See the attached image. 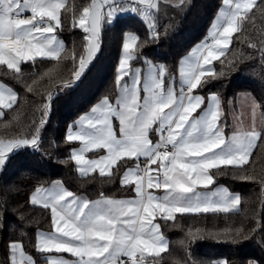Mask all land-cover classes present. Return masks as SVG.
Returning a JSON list of instances; mask_svg holds the SVG:
<instances>
[{
	"label": "snow or ice",
	"instance_id": "snow-or-ice-1",
	"mask_svg": "<svg viewBox=\"0 0 264 264\" xmlns=\"http://www.w3.org/2000/svg\"><path fill=\"white\" fill-rule=\"evenodd\" d=\"M166 2L90 0L76 11L75 6L67 5V0H0V66L20 78L24 63L35 64L37 58L60 61L65 44L58 33L63 31L62 10H67L71 12V27L84 33L82 52L77 55L74 46L72 55L65 56L73 66L74 80H79L100 47L104 24L116 23L121 14L136 13L147 21L150 38L156 40L159 33L155 17L161 3ZM182 3L179 0L173 6ZM257 14L264 22V0L261 3L222 0L209 39L192 48L179 62V84L165 64L141 57L147 41H141L136 34H126L115 78V100L102 98L90 113L69 126L65 139L81 145L69 157L81 176L98 172L101 177L111 179L119 175L121 187L131 188L135 195L116 198L101 192L98 198L89 199L69 190L60 181L48 187H35L29 197L30 204L48 210L51 216L52 230L38 231L33 245L36 252L46 254L45 264H156L169 249L161 224L156 222L158 219L175 221L177 214H228L238 210L241 204L238 193L230 192L227 187L207 190L215 183L211 170L230 168L239 173L240 180L256 179L250 174L249 159L258 142L264 143V103L246 97L250 126L238 124L226 135V124L221 123L220 95L211 94L205 106V97L193 93L207 84L209 78L219 79L224 75L207 66L225 55L234 34H244L250 26H256ZM249 47L256 49L257 45L250 42ZM260 50L264 52V41ZM137 60L147 67L134 66L132 62ZM51 72L49 69L44 75ZM71 83L68 81L63 86L70 87ZM27 91L32 92L33 88L28 86ZM52 99L48 94L46 100ZM17 103V93L0 83V118L4 117V110L14 109ZM49 109L50 103H45L43 114ZM198 110L200 114L194 115ZM44 124L42 118L31 135L8 131L0 134V169L15 151L28 147L39 149L40 129ZM88 153L95 155L89 158ZM260 183L264 192V178ZM161 190L162 194H157ZM3 210L6 206L0 202V211ZM256 228L253 225L248 232L254 233ZM221 234L234 243L250 238L242 227L226 228ZM189 236L195 239L191 229ZM63 253L75 259H66L60 255ZM3 264H37V261L26 252L22 241L14 240L7 245ZM187 264H196L190 254ZM209 264L230 262L225 259ZM247 264L259 262L249 260Z\"/></svg>",
	"mask_w": 264,
	"mask_h": 264
},
{
	"label": "trees",
	"instance_id": "trees-1",
	"mask_svg": "<svg viewBox=\"0 0 264 264\" xmlns=\"http://www.w3.org/2000/svg\"><path fill=\"white\" fill-rule=\"evenodd\" d=\"M89 2L67 0V5L75 6L74 10L79 11ZM178 3L179 0L161 3L155 17L159 33L156 40H151L149 25L138 14L126 13L120 15L116 23L104 24L100 48L78 81L74 80L73 66L65 56L72 55L74 46L77 55L82 52L84 33L71 27V12L67 10H62L63 31L58 33L65 44V53L60 61L37 58L35 64L24 63L20 78L5 66H0V80L13 88L18 96L14 109L4 110L5 115L0 118V134L8 131L31 135L39 121L45 120L40 129L39 149L28 147L15 151L5 167L0 169V202L6 206V210L0 211V264L6 259L8 243L14 240L22 241L26 252L38 264H44L42 254L36 252L33 245L40 229L51 228V216L48 210L30 204L29 197L35 187H47L52 182L61 181L69 190L90 199L98 197L101 192L114 197L134 194L131 188L121 187L119 175L111 179L101 177L98 172L81 176L75 163L69 160L77 142L69 143L65 137L69 126L96 102L105 96L111 100L116 98L115 78L126 32H135L141 41H147L141 57L155 64H165L169 72L177 76L181 57L207 36L222 0H183L180 6H173ZM255 25L244 34H234L229 50L220 60L214 61L215 72H223L224 75L219 79L209 78L207 84L196 89L203 94L215 92L220 95L222 118L227 123L230 107H237L240 94H252L258 102L264 103V52L260 50L264 41V22L259 14ZM250 42L257 48L249 47ZM132 63L145 66L142 60ZM49 69L52 72L44 75ZM68 81H72L71 86L64 87ZM28 86L33 88L32 92L27 91ZM48 94L53 97L50 102L46 100ZM45 103H50L47 114L42 112ZM65 160L69 162L63 163ZM249 165L250 174L256 177L253 181L238 179L239 173L230 168L211 170L215 180L213 185H225L241 196L238 210L228 214H177L175 221L159 220L169 240V249L162 253L157 264H187L189 254L196 264H209L219 259H226L230 264H247L249 260L264 264V227H261L264 225V192L260 183L264 178V143L258 142ZM253 225H257L255 232H248ZM241 227L249 239L234 243L221 234L223 229ZM189 229L195 239L189 236ZM196 229L200 232L196 233Z\"/></svg>",
	"mask_w": 264,
	"mask_h": 264
},
{
	"label": "crops",
	"instance_id": "crops-1",
	"mask_svg": "<svg viewBox=\"0 0 264 264\" xmlns=\"http://www.w3.org/2000/svg\"><path fill=\"white\" fill-rule=\"evenodd\" d=\"M257 1H258V0H257ZM221 6H222V4H221ZM221 6H220V7H221ZM217 15H218V11H217V14L215 15L213 21L211 22L209 28H208L207 36H206L203 40L198 41L197 43H195V44L191 47V49L194 48L195 46H197V45L203 43L205 40H208V39H209V33H210L211 25L214 23L215 18H216ZM58 38L64 42V40H63L62 38H60L59 36H58ZM191 49H190L185 55H183V56L181 57L180 61H181L185 56H187V55L190 53ZM180 61H179V62H180ZM140 67H144V68H146L147 66L145 65V66H140ZM207 67H211V68L214 69V61L212 62L211 65H209V66H207ZM175 77H176V80H177V84H179V75L177 74V76H175ZM125 79H128V77H125ZM0 83H2L3 85H5L6 87H10V86L7 85L6 83H4L2 80H0ZM12 89H13V88H12ZM213 93H215V92H210V93H208V94H203V93H201V92H198L197 90H194V93H193V94H197V95L204 96V97H205V106H206L207 103L209 102L208 98H209L210 95L213 94ZM248 96L253 97L252 94H249V93H242V94L239 95V98L245 100V101L247 102V105L249 106V101L246 99V97H248ZM239 98H238V99H239ZM100 100H101V99H100ZM100 100H99L98 102H96L92 107H94L97 103H99ZM110 100H111V99H110ZM114 100H115V99H114ZM114 100H112V101H114ZM92 107H91V108H92ZM91 108H90L89 110H87L86 112H84L83 114H81V115L77 118V120H78L81 116L90 113ZM234 111H235V112H234L233 114L230 113V117H229V122H228V123H227L226 120L223 119V118H222V120H221V123L226 124V128H225V134H226V135H230V134L232 133L233 129H234L235 127H237L238 124H242V126L245 127V128L249 127L250 124H251L250 106H249V109H243V108L241 109V108H238V107H237L236 109H234ZM199 114H200V110H198L197 113H194V115H199ZM77 120H76V121H77ZM259 120H260V114H259V110H258V112H257V118H256V124H257V127H258V128H259ZM114 124L118 127V122H117V121L114 120ZM153 139H155V136H153ZM80 146H81V145L77 142L76 146H75L73 149H78ZM99 154H104V153L101 152V153H99ZM87 155H88L89 158H91V157H92L93 155H95V154H94V153H88ZM129 166H132V165L129 164ZM121 174H122V173H121ZM60 182H61V181H60ZM50 185H51V184H50ZM50 185H49V186H50ZM64 186H65V185H64ZM47 187H48V186H47ZM65 187H66V186H65ZM217 187H226V186H225V185H211L210 188L207 189V190H214V189H216ZM202 190H204V189H202ZM230 192H232V191H230ZM232 193H236V192H232ZM157 194H162V190H161L160 192H158ZM78 195H81V194H78ZM134 195H135V193H134L133 195H130V196H117L116 198H133ZM83 196H85V195H83ZM86 197H87V196H86ZM87 198H88V197H87ZM96 198H98V197H95V198H93V199H96ZM89 199H90V198H89ZM239 208H240V205L238 206V209H239ZM156 222L160 223V222H159V219H158ZM51 230H52V225H51V228H50V229H47V230H45V229H40L39 231H45V232H47V231H51ZM161 231H162V229H161ZM162 232H163V231H162ZM163 234H164V233H163ZM164 235H165V234H164ZM165 237H166V236H165ZM166 238H167V237H166ZM167 240H168V238H167ZM168 241H169V240H168ZM27 253H28V252H27ZM28 254H29V253H28ZM60 255H63L64 258H66V259H70V260L75 259L74 257L71 256V254H68V253H63V254H60ZM34 259H35V258H34ZM42 259L44 260V264H45L46 254H42ZM35 260H36V259H35ZM220 260H225V259H219V260H216V261H220ZM37 264H38V263H37ZM156 264H157V263H156Z\"/></svg>",
	"mask_w": 264,
	"mask_h": 264
},
{
	"label": "rangeland",
	"instance_id": "rangeland-1",
	"mask_svg": "<svg viewBox=\"0 0 264 264\" xmlns=\"http://www.w3.org/2000/svg\"><path fill=\"white\" fill-rule=\"evenodd\" d=\"M128 13H132V12H128ZM124 14H126V13H124ZM124 14H121V15H124ZM134 14H136V13H134ZM141 18H142V17H141ZM142 19H143V18H142ZM143 20H144V19H143ZM144 21H145V20H144ZM145 22L147 23V21H145ZM147 24H148V23H147ZM127 33L136 34L135 32H130V31H129V32H126V34H127ZM126 34H125V37H126ZM136 35H137V34H136ZM124 39H125V38H124ZM99 48H100V47H99ZM98 50H99V49H98ZM97 52H98V51H97ZM97 52H96V54H97ZM96 54H95V56H96ZM122 54H123V52H122V48H121L120 59H121V57H122ZM95 56L93 57L92 61L94 60ZM92 61H91V62H92ZM90 64H91V63H90ZM90 64H89V65H90ZM89 65L86 67L85 71L87 70V68L89 67ZM139 67H140V66H139ZM85 71H84V72H85ZM84 72H83V74H84ZM83 74H82V75H83ZM82 75H81V77H82ZM145 75H146V72H145ZM81 77H80V78H81ZM128 79H129V78H128ZM126 80H127V79H126ZM75 81H78V80H75ZM237 107H238V108H241V109H242V108H243V109H249V106L247 105V102H246L245 100L241 99V98H239L238 101H237ZM237 107L234 108V105H231L230 110H231V113H232V114L235 112L234 109H236ZM230 110H229V111H230ZM260 124H261V120H259V127H260Z\"/></svg>",
	"mask_w": 264,
	"mask_h": 264
}]
</instances>
